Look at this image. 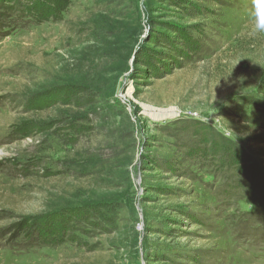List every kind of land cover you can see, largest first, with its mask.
Listing matches in <instances>:
<instances>
[{
  "label": "rangeland",
  "instance_id": "rangeland-1",
  "mask_svg": "<svg viewBox=\"0 0 264 264\" xmlns=\"http://www.w3.org/2000/svg\"><path fill=\"white\" fill-rule=\"evenodd\" d=\"M14 1L0 264H264V0Z\"/></svg>",
  "mask_w": 264,
  "mask_h": 264
},
{
  "label": "trees",
  "instance_id": "trees-1",
  "mask_svg": "<svg viewBox=\"0 0 264 264\" xmlns=\"http://www.w3.org/2000/svg\"><path fill=\"white\" fill-rule=\"evenodd\" d=\"M4 1V0H3ZM16 1V2H15ZM14 1V4L16 3L17 4V11L14 12V16H17L19 17V13L22 12V14L25 16V15H29L30 13H38L41 17L45 16V11L47 9H44V3H47V2H50L49 0H26V1H31V2H34L33 5L29 6V7H25V6H22L20 5V2L19 0H15ZM21 1V0H20ZM7 2V1H6ZM11 2V1H10ZM56 3L60 4V2H57L55 1ZM7 9H13V8H7ZM17 12V13H16ZM47 12V11H46ZM57 13V12H56ZM54 13V15L56 14ZM21 15V17L23 16ZM75 92V91H74ZM65 104H68V103H65ZM32 131H37L39 128H30ZM42 131V130H41Z\"/></svg>",
  "mask_w": 264,
  "mask_h": 264
},
{
  "label": "bare ground",
  "instance_id": "bare-ground-1",
  "mask_svg": "<svg viewBox=\"0 0 264 264\" xmlns=\"http://www.w3.org/2000/svg\"><path fill=\"white\" fill-rule=\"evenodd\" d=\"M162 103V102H161Z\"/></svg>",
  "mask_w": 264,
  "mask_h": 264
}]
</instances>
